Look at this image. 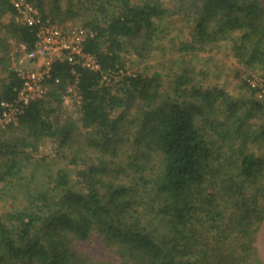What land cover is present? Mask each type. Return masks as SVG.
Segmentation results:
<instances>
[{
  "label": "trees",
  "instance_id": "1",
  "mask_svg": "<svg viewBox=\"0 0 264 264\" xmlns=\"http://www.w3.org/2000/svg\"><path fill=\"white\" fill-rule=\"evenodd\" d=\"M27 1L42 23H79L93 32L83 49L96 57L100 72L53 63L46 97L5 128L11 135L0 139L3 187L16 175L32 181L24 161L44 139L57 142L60 159L74 172L58 168L47 188L27 192L25 209L0 217V264H262L252 245L264 222V158L249 148L264 147V0H179L177 11L190 25L187 41L177 47L183 61L227 44L242 67L246 100L192 84L187 68L172 74L167 98L159 73L123 75L112 90V74L126 73L125 47L142 60L157 47L158 22L172 16L163 0ZM37 29L16 23L11 0H0L3 67L10 41L31 51ZM72 71L81 95L78 125L56 126L52 104L61 105ZM3 72L0 103L12 102L21 80L9 68ZM136 102L135 131L125 138V112L114 113ZM126 144L132 151L122 165L117 160ZM92 239L115 261L78 250Z\"/></svg>",
  "mask_w": 264,
  "mask_h": 264
},
{
  "label": "rangeland",
  "instance_id": "2",
  "mask_svg": "<svg viewBox=\"0 0 264 264\" xmlns=\"http://www.w3.org/2000/svg\"><path fill=\"white\" fill-rule=\"evenodd\" d=\"M164 7L169 9V14L165 19L158 22V38L157 47L153 50V53L147 59H139L130 52L129 47H125L124 51V70H121L119 74H112V81L110 84L113 86L117 85L123 75L131 73H139L147 76H152L154 73L162 75L161 78V95L163 98H167L169 94V84L173 73L181 72L183 68H187L191 71L193 76L192 84L198 85L203 89L207 88H222L228 92L229 96L237 100H246L250 94L249 90L243 86V81L240 78V70L242 67L239 66L233 58L228 55V45L219 43L212 50L196 52L191 57V63L186 64L183 61L182 54L177 52V47L182 42L187 41L188 34L190 31V25L186 24L185 15L179 11L180 6L179 0H163ZM184 19V21H180ZM6 20L7 17H6ZM79 23L71 24L67 23L64 27H78ZM17 43L10 41V47L8 49V60L9 65L3 67L0 63V79L3 78L6 73L3 72L5 69L13 67L27 65V59L21 58V53L17 51ZM230 52V51H229ZM238 72V73H237ZM236 73L239 74L238 77ZM242 75V73H241ZM108 79V78H107ZM109 80H107L108 82ZM251 83L255 84L253 80ZM108 84V83H107ZM119 86V85H118ZM115 92V91H114ZM137 103H133L129 109H125V106H121L114 113V116H118L119 113L125 112V115L120 119L121 127L123 128L120 133L125 138H130L134 133L135 128L132 124L135 115L137 113ZM130 105V104H129ZM128 105V106H129ZM55 112L49 115L50 120L56 117L57 125L61 126L70 123L72 126H77L78 122V109L76 105L70 100L63 102L60 106L52 104ZM259 119L250 120L251 126L257 124ZM8 129L0 128V139H7L11 134L8 133ZM124 152L120 155L119 164H124L127 154L132 150L130 145L126 144ZM58 144L54 139H44L38 147L36 152H33V156L24 161L25 166L28 168L25 176H29L33 172L34 176L32 181L25 179H18L16 175L9 183L3 187L0 185V217L3 219H11V212H15L17 209H25L27 206L26 194L35 192L36 190H42L47 188L45 185L47 179L55 173L60 167H66L70 172H74V166L68 165L66 159H60L59 153L62 150H58ZM250 150L260 158H264V147L257 145L250 146ZM130 150V151H129ZM68 154V152H65ZM20 174V173H18ZM26 180L28 184L26 183ZM31 182V183H29ZM28 192V193H27ZM254 250H257L258 256L264 264V222L261 223L256 235L255 242L252 245ZM77 248L83 254L90 256L93 259L98 260H111L113 258V252H110L109 248H105L97 240H87L77 244Z\"/></svg>",
  "mask_w": 264,
  "mask_h": 264
},
{
  "label": "built area",
  "instance_id": "3",
  "mask_svg": "<svg viewBox=\"0 0 264 264\" xmlns=\"http://www.w3.org/2000/svg\"><path fill=\"white\" fill-rule=\"evenodd\" d=\"M14 9V20L18 24L29 27L38 26L36 43L31 51H27L24 44H17V51L22 59H27V65L11 68L21 80V87L12 102L0 103L3 109L0 115V128L15 122L16 116L34 100L44 99L49 92L47 80L50 78L52 64L55 62H68L93 72H100V66L93 54L87 53L83 45L94 33L84 28H61L49 20L41 21L39 9L27 0H11ZM74 81L69 85L63 95V102L70 100L76 107L80 105L81 95L77 85V74L72 71ZM107 80L102 75V82Z\"/></svg>",
  "mask_w": 264,
  "mask_h": 264
}]
</instances>
